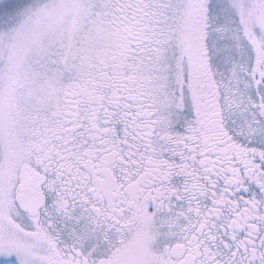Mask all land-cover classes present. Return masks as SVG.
I'll use <instances>...</instances> for the list:
<instances>
[{
    "label": "snow or ice",
    "instance_id": "obj_1",
    "mask_svg": "<svg viewBox=\"0 0 264 264\" xmlns=\"http://www.w3.org/2000/svg\"><path fill=\"white\" fill-rule=\"evenodd\" d=\"M0 264H264V0H0Z\"/></svg>",
    "mask_w": 264,
    "mask_h": 264
}]
</instances>
